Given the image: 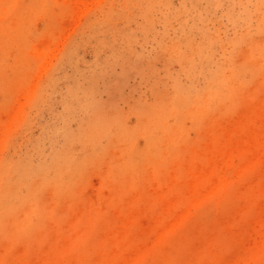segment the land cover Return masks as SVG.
I'll return each instance as SVG.
<instances>
[{"label": "rangeland", "instance_id": "rangeland-1", "mask_svg": "<svg viewBox=\"0 0 264 264\" xmlns=\"http://www.w3.org/2000/svg\"><path fill=\"white\" fill-rule=\"evenodd\" d=\"M0 264H264V0H0Z\"/></svg>", "mask_w": 264, "mask_h": 264}]
</instances>
